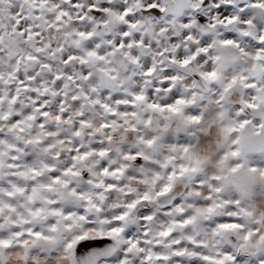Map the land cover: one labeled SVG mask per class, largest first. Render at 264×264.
<instances>
[{
	"label": "snow or ice",
	"instance_id": "snow-or-ice-1",
	"mask_svg": "<svg viewBox=\"0 0 264 264\" xmlns=\"http://www.w3.org/2000/svg\"><path fill=\"white\" fill-rule=\"evenodd\" d=\"M208 3L209 0H204L205 5ZM118 7L120 11L116 13L108 4H97L94 0H0V264H13V257L15 264H264V81L258 83L253 78L258 67L255 63L247 76L233 77L225 86L227 91L239 80L249 92L255 90L260 95L246 96L236 106L239 109L236 118L221 129L216 140L215 167L209 169L211 176L200 180L184 200L170 201L159 216L153 214L152 208L141 209V231L131 227L125 230L121 222L138 204L155 199L147 192L117 206V214H109L111 220L89 218V212L100 209L91 194H85V187L115 189L116 184L96 178L117 177L127 165L115 166L116 162L108 158L109 148L105 147L104 141L113 140L109 133L116 121L106 120L96 126L88 119L85 106L98 105L111 116L116 115L101 95V87L108 81L120 86L122 70L127 72L128 65L141 67L134 48L152 50V59L163 64L156 57L175 51L179 29H185L183 38L192 41L196 53L208 51L207 47H196L207 45V37L196 40L187 31L195 20L188 22L184 16V0L166 3L146 0L142 22L151 25L155 19L158 24L148 29L147 39L143 35L145 29L140 28L142 22L134 18L133 8L125 4ZM252 7L257 13L255 20H248L253 14L248 11L241 13V19L255 28L264 27V13L260 12L264 0H256ZM191 8L197 10L203 24L207 11L194 0ZM211 10L228 17L227 23L234 22L229 16L231 8L218 4L217 0H213ZM111 16L122 23L113 38L105 39ZM242 35L248 48L235 38L221 43L235 45L241 55L253 60L264 59V34H259L256 40L248 38L249 32ZM226 36L233 37V33ZM250 49H255L254 55ZM117 56L125 63L114 62L112 58ZM192 58L179 63L188 65ZM169 59L177 62L171 55ZM199 59L204 60L205 56L200 55ZM220 59L227 64L231 57L223 54ZM74 63L95 66L107 81L98 80L88 67L74 71L69 67ZM149 63L145 59L142 65L144 71L140 74L145 77L155 72ZM201 75L215 80L219 73ZM49 98L56 102L50 103ZM143 99L142 95H135V100ZM69 100L73 103L69 104ZM121 102L116 99V103ZM183 103L176 99L175 104L168 103L165 107L169 112H177ZM73 105L79 107L73 110ZM148 107L165 110L156 104ZM224 117L221 111L218 118ZM131 130H137L135 124ZM96 135L104 140L95 143L85 140ZM141 139L143 145L154 144L151 138ZM41 155L43 159L37 160ZM150 158L148 149L141 152L134 149L122 157L124 161H135L140 172H153L151 182L155 184L160 173L142 164ZM171 159L166 157L157 163L164 168ZM207 160L208 155L196 157L193 167L181 166L179 175L197 173ZM175 175L171 172L167 179L172 181ZM171 190V183H163L155 196H165ZM189 197L195 203H188ZM73 204L80 210L74 211ZM212 216L217 220L212 236L196 239L202 222ZM242 220L252 227L246 228ZM105 223L107 230L95 227ZM152 224L157 226L150 227ZM186 228H191V232L177 237L176 232ZM225 232L237 233V243L221 250L215 237Z\"/></svg>",
	"mask_w": 264,
	"mask_h": 264
},
{
	"label": "clouds",
	"instance_id": "clouds-1",
	"mask_svg": "<svg viewBox=\"0 0 264 264\" xmlns=\"http://www.w3.org/2000/svg\"><path fill=\"white\" fill-rule=\"evenodd\" d=\"M94 2L97 4H108L113 12L116 13L120 11L118 6L125 4L133 8L135 20L141 22L145 15L143 5L146 0H94ZM163 2L166 3L167 0H163ZM192 2L193 0H184V16H187L188 22L195 20V23L187 31H190L196 40L208 38L207 45H196V47H207L208 51L206 53H196L194 51L192 41L184 40L183 32L185 29H179L178 23L179 32L176 38L178 46L175 51L170 54L166 53L163 57H156V60H162L163 64L156 63L152 59V50L134 48L135 54L140 56L141 67L128 65V71L122 70L121 72L123 83L120 86H115L114 82L108 81L106 86L101 87V95L111 104L116 112L115 116H111L98 105L85 106L84 110L87 112L88 119L96 126L106 120L110 123L113 120L116 121L109 133L113 136V140L111 143L107 141H104V143L105 147L110 150L108 158L116 162L115 166L118 167L121 163L127 165L123 174H118L117 177L98 176L96 178L98 180L103 179L106 183L112 182L116 184L117 187L115 189L107 191L91 186L85 187V194H91L93 202L100 209L99 212L93 209L88 213L91 220H111L112 217L109 214H117V206L129 202L130 199H137L147 192L155 199L138 204L135 209L130 211L129 217L121 222L125 230L131 227L141 231L143 228L139 216L141 209L145 207L152 208L153 214L159 216L174 198L184 200L187 193L200 180L206 179L213 174L209 169L215 167L216 140L220 136L221 129L228 125L230 119L236 118V114L239 111L236 106L241 104L246 96L260 95L255 90L249 92L239 83V80L231 89L225 91L226 84L233 77L238 78L240 75H248L252 63L258 66L256 77L253 78H257L258 83L259 81H264V59L253 60L251 56L245 57L241 55L235 45H224L221 43L224 39L235 38L243 43L245 48H248L249 46L246 44L242 32H249L248 38L251 40H256L259 34H264V27L255 28L253 25L246 23L244 19H241V13L248 11L253 13L252 16L248 17V20H255L257 13L252 5L256 0H228V3H225V0H217L218 4L231 8L229 16L234 18V22L231 24L227 23L228 17H223L220 13L211 10L213 0H209L208 5L204 4V0H194L201 9L207 11L205 20L201 24L197 10L191 8ZM260 12L264 13V9H260ZM199 14L204 13L200 12ZM108 20L107 31L109 35L104 37L105 39L113 38V34L119 32L122 23L116 16L108 17ZM179 22L182 23L183 20L180 19ZM88 26L91 28L90 24ZM150 27H158L155 19L151 25H146L143 22L140 24V28L145 29L143 33L145 39L148 38V29ZM228 32H232L233 37H227L226 33ZM99 39L97 38L98 42ZM164 43L167 44L169 42ZM74 51L79 53L78 49ZM250 51L253 55L255 54V49H250ZM223 54L231 57L227 64H224L220 59ZM169 55L174 57L177 62L174 63L172 59H169ZM200 55H204L205 59L200 60ZM187 57L194 58L191 59L188 65H181L179 61ZM112 59L114 62L125 63L120 56ZM145 59L150 61V67H155V72L150 77L140 74L144 71L142 65ZM69 67L76 72L81 71L82 67H88L89 71H92L98 80L107 81V77L102 73H98L93 65L81 66L78 63H74ZM132 71L136 74L130 75ZM211 71L219 73L217 79L209 80L201 75L202 72ZM165 73L168 74L166 75ZM172 76H175L176 79L172 80ZM173 92L176 93L175 98L172 97ZM135 95H142L144 99L137 101L135 100ZM221 95L223 99H220ZM49 99L50 103L56 102L54 98ZM116 99L122 102L116 103ZM176 99H181L184 103L179 105V111L169 112L165 105L168 103L175 104ZM123 101H128V103ZM68 103L72 104L73 102L69 100ZM150 104L159 105L164 107L165 110L161 112L158 108H150L148 107ZM77 107L79 105H73V110ZM221 111L225 113L223 120L218 118V114ZM121 113H127L128 115H120ZM131 113H135V115L133 116ZM209 121H213V123L210 125ZM133 124L136 126V131L131 130V125ZM52 127L55 128L56 125L53 123ZM65 131H70V129L65 128ZM141 138H151L154 144L152 146L143 145ZM88 139L95 143L104 140V137L101 135L91 138L85 137V140ZM134 149L137 152L145 149L151 152L150 160L143 161L142 164L144 168L154 169V171L160 173V179L155 184L151 182L153 172H140L138 171L140 166L136 165L135 161H124L122 159L125 152L130 153ZM209 153L211 154L209 155ZM204 155H208V160L200 165V170L197 173L187 172L179 175L181 166L191 168L195 164V158ZM65 156H67V153H65ZM166 157H171V162L167 167L161 168L157 161L163 162ZM40 159H43L42 155L37 157V160ZM95 167L99 170V164H96ZM109 167H113V165L110 164ZM171 172L177 175L174 176L172 181H169L167 177ZM163 183H171L172 190L165 196L156 197L155 194ZM100 196L103 197L102 200L99 198ZM79 203L83 204L86 202ZM188 203H195V201L189 197ZM71 207H73L74 211L80 210L76 204L71 205ZM226 210L222 209L221 211ZM242 222L246 228L252 227L250 222L245 220H242ZM216 223V216L204 220L201 230L195 233V238L198 240L209 239ZM156 226V224L150 225L153 228ZM95 227L107 230L108 225L106 223L102 225L96 224ZM183 232H191V228H186L182 231L178 230L176 232L177 237H181ZM67 235H71V233ZM90 235H94V233ZM215 239L219 241L217 247L222 250L225 247H230L231 244L237 243V233L225 232L218 234ZM113 243L115 244L116 241H113ZM12 259L13 264H15V257Z\"/></svg>",
	"mask_w": 264,
	"mask_h": 264
}]
</instances>
